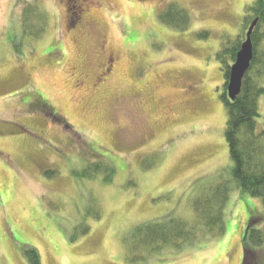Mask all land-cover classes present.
<instances>
[{"label": "rangeland", "instance_id": "1", "mask_svg": "<svg viewBox=\"0 0 264 264\" xmlns=\"http://www.w3.org/2000/svg\"><path fill=\"white\" fill-rule=\"evenodd\" d=\"M253 1L69 0L67 10L64 0H0V264H29L27 245L42 264H130L136 225L193 220V200L223 180L227 234L149 264H264V243L244 249L264 205L233 181L217 59L236 35L244 41ZM170 3L190 25L161 21ZM29 4L50 18L39 37L24 33ZM260 113L262 123L264 96ZM96 162L115 166L111 183L84 173Z\"/></svg>", "mask_w": 264, "mask_h": 264}, {"label": "trees", "instance_id": "2", "mask_svg": "<svg viewBox=\"0 0 264 264\" xmlns=\"http://www.w3.org/2000/svg\"><path fill=\"white\" fill-rule=\"evenodd\" d=\"M77 16L73 10L70 14L72 26H75L79 20ZM243 18L249 26L257 19L252 33L254 54L251 66L243 79L241 92L233 100L227 96V87L231 64L236 60L241 48L242 36L236 35L235 40L229 41L217 53L225 79L222 95L228 113L225 138L236 187L242 193L261 198L264 205V122H259L260 99L264 96V85L261 83L264 77V50L260 49L264 42V0H254L248 5ZM160 19L165 24L176 28L184 29L190 25L188 11L177 3L169 4L160 13ZM22 20L24 33L32 37L41 36L50 22L48 14L33 4L25 7ZM35 20L36 23H34ZM45 114L52 116L47 110ZM115 171V166L110 163L106 165L96 162L90 164L84 173L92 178L104 173L103 181L111 183ZM231 191V182L223 180L202 192L193 200L195 213L193 220L168 216L162 220L136 225L125 240L126 260L130 264H149L155 256L167 250L182 252L204 239L224 237L228 231L225 210L230 201ZM261 220L264 221V214L262 217L249 219L243 239L245 250L252 251V247L261 246L264 243V229L258 226ZM25 256L29 264H42L41 254L35 246L27 245Z\"/></svg>", "mask_w": 264, "mask_h": 264}, {"label": "water", "instance_id": "3", "mask_svg": "<svg viewBox=\"0 0 264 264\" xmlns=\"http://www.w3.org/2000/svg\"><path fill=\"white\" fill-rule=\"evenodd\" d=\"M257 24L255 19L246 33V39L242 42L241 48L237 53L236 60L231 65L230 78L228 82L227 94L229 99L233 100L240 94L245 74L251 66L253 60V41L252 33Z\"/></svg>", "mask_w": 264, "mask_h": 264}, {"label": "flooded vegetation", "instance_id": "4", "mask_svg": "<svg viewBox=\"0 0 264 264\" xmlns=\"http://www.w3.org/2000/svg\"><path fill=\"white\" fill-rule=\"evenodd\" d=\"M65 1V3H66V8H67V10L69 9L70 10V8H69V4H68V1L69 0H64ZM94 1H96L99 5H100V3H101V0H82V2L83 3H87V2H90L91 4L94 2ZM71 5V4H70ZM80 10L81 9H83V5L82 6H80V8H79ZM77 22H79V20L77 21ZM103 47V46H102ZM114 56L113 55H111V59L109 58L108 59V62L106 63V64H104L103 66H101V71H102V74H100V75H108V73H110L111 72V70H112V65H113V63H114ZM105 69V72H103V70Z\"/></svg>", "mask_w": 264, "mask_h": 264}]
</instances>
